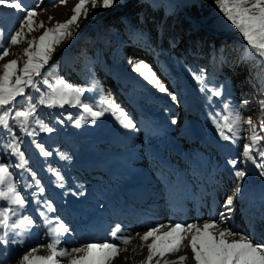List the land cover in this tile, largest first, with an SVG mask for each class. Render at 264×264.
<instances>
[{
  "label": "rangeland",
  "instance_id": "obj_1",
  "mask_svg": "<svg viewBox=\"0 0 264 264\" xmlns=\"http://www.w3.org/2000/svg\"><path fill=\"white\" fill-rule=\"evenodd\" d=\"M133 1L117 0L113 8L107 10L92 8L89 3L88 18L84 19L81 16L79 27L71 26L73 35L56 46L52 59L42 69V77L50 81L63 78L73 87L80 88H90L95 83L96 90L86 92L84 98L95 105L97 110L101 106L107 109L109 102H112L105 90L106 86H110L119 100L123 101L127 115L133 121L137 120L136 129L148 131L144 135L143 149L146 153L183 155L192 161L197 155L201 161H204L203 155H205L206 158L219 163H222L223 157L230 161L235 159L238 163L234 173L236 170H244L248 173L241 181L249 189L254 186H264V176L259 174L260 169L255 168L251 162L239 163L243 159L240 155L242 145L248 143L247 125L242 126L235 142L225 141L219 136L212 120L216 114H226L223 103L227 102L230 105L228 111L238 112L245 119L251 116L254 121H258L259 102L264 99V77L257 79L253 73H249L244 68L242 62L233 69L221 67L209 72L207 65L190 63L186 59L184 40L180 41L172 52L162 43L160 36L156 39L158 46H154L141 41L140 39L144 38L141 33L134 34L135 38L130 39L126 30L115 26L107 27L106 18L124 9ZM147 1L154 6H162L167 12H180L200 0ZM23 3L29 9L34 8L37 11V21L44 22V28H38L27 36V39H31L33 36L39 37L45 29L54 27L57 22L63 23L70 19L79 0H23ZM203 13L205 15L200 21L202 26H207L214 34H227L241 41L245 46L243 60L255 58L262 62L254 55H248L250 49L247 41L220 11L217 0L208 11L203 10ZM21 16L22 13L0 6V29L5 28L6 41L7 37L16 30ZM26 47V41L11 46L10 55L0 61V65L11 59H18L19 65L22 66L23 59H26L23 56ZM140 61L151 67L168 91L177 97L175 101L167 93L159 92L135 70L136 64ZM201 73L205 75V84L209 87L223 86L221 97H211V102L209 101V94L200 90L201 86L195 79V75ZM44 90L42 87L41 91ZM31 95L32 102H36L39 93L33 91ZM245 100L248 101L247 105L243 103ZM22 106L26 105L17 104V108ZM69 115L72 116L71 120L68 119ZM81 115H84L88 122H82L81 126L77 127L75 120ZM37 116L52 127L53 132H42L39 126L33 123L29 126V131L35 129L36 134L30 136L10 121L13 123V132L19 138V149L26 163L22 168L15 167L16 164L21 163V158L12 155L10 149H5L4 145L10 143L12 137L3 129H0V162L8 163L11 172L23 169L32 183L39 181L36 185L40 187L47 186L44 176L48 171L54 181L66 184L71 179L78 182L86 172L83 171L85 168L98 164L102 166L106 162H112L110 158L113 156L125 152L122 145H125L124 138L130 129L120 125L111 111H105L102 117L93 121L78 107L66 104L63 108H46L38 105ZM181 123L183 124L180 125ZM190 131L194 136V143L188 139ZM257 131L264 135V129H261L259 124ZM37 143L42 144L52 155L44 156L36 147ZM221 145L226 146L224 151L221 150ZM260 146L264 147V141L260 142ZM61 154L70 159H64ZM115 161L116 159L113 162L117 164L118 162ZM114 163L111 165L114 166ZM111 165H108L109 168ZM188 168L192 171V164H189ZM216 168L218 172L219 167ZM55 172L60 173L63 181L55 175ZM32 173H35V177ZM256 195L261 196L258 193ZM251 201L254 202L255 199Z\"/></svg>",
  "mask_w": 264,
  "mask_h": 264
},
{
  "label": "snow or ice",
  "instance_id": "obj_2",
  "mask_svg": "<svg viewBox=\"0 0 264 264\" xmlns=\"http://www.w3.org/2000/svg\"><path fill=\"white\" fill-rule=\"evenodd\" d=\"M117 0H79V3L73 9V15L67 21L57 22L54 27L44 30L39 37L33 36L27 39V36L38 28H44L43 21H37V11L29 9L23 3V0H0V6L6 9L15 10L22 13L16 30L7 37L5 42L4 30L0 29V61L10 55L11 46L18 45L22 42L27 43V47L23 50L22 66L19 65L18 59H11L0 65V129L6 130L12 137V141L4 145L6 150H11V154L19 156L21 163L15 167L22 168L26 163L23 161V153L19 149V138L13 132V123L17 125L27 135H34L35 129L29 131V126L33 123L39 126L42 132L51 133L53 128L44 123L37 116L38 105L46 108H63L66 104L72 107L82 109L84 114L96 120L102 117L105 111H111L116 119L126 129H135L136 124L118 105L109 102L107 109L102 106L97 107L85 99V93L96 90V84L93 83L90 88L73 87L63 78H57L50 81L42 77V69L52 59V53L56 50V46L63 43L64 40L73 35L72 25L79 27L81 16L88 18L89 11L87 5L91 3L92 8L107 10L113 8ZM220 11L224 14L228 21L235 26L247 41L250 49L249 56L254 55L264 62V0H217ZM51 19V18H50ZM131 63V61H129ZM135 70L139 72L149 83L153 84L159 92L167 93L171 99L175 101L177 97L170 93L165 85L160 81L151 67L140 61L136 64ZM39 78V79H38ZM196 81L200 84V90L209 94L211 97H221L223 95V86L209 87L205 84V75H195ZM44 91H41V88ZM30 90V91H29ZM39 93L36 102H32L31 92ZM21 99H17V98ZM247 105L248 101L243 102ZM17 104L26 105L17 108ZM260 111L258 121H254L251 116L247 119L242 117L238 112L228 111L230 105L223 103L226 114H216L212 117L213 123L219 132V136L225 141L235 142V138L243 125H247L248 143L242 145L243 157L239 163L251 162L255 168L260 169L259 174L264 176V147L260 146V142L264 141V135L257 131L258 124L264 129V99L260 100ZM71 120L72 116L69 115ZM82 122H88L84 115L75 120L77 127ZM63 123V121H61ZM175 123V121H173ZM35 143V141H33ZM44 156L52 155L44 149L42 144L37 143ZM63 156V154H61ZM64 159H70L63 156ZM259 161V162H258ZM235 169L237 160L228 162ZM10 165L6 162H0V229L4 230V237L9 232H16L17 228L30 229L35 225V220L28 215H24L18 222H13L12 217L17 216L22 211L28 201L22 195L15 184L12 182V172ZM248 173L244 170H236L235 176L243 180ZM35 177V173H32ZM55 175L63 181V177L59 172ZM39 184V181H36ZM63 187V183L60 184ZM43 192V187H40ZM241 191L239 185L236 187V194ZM39 203V201H37ZM232 198L226 201V208L230 212L232 209L228 206L232 205ZM15 206V207H13ZM49 212L55 211L51 203L46 204ZM44 217L47 224L53 222L44 212L39 213ZM222 219H227L222 215ZM58 221L55 227L49 229L50 242L46 245L34 246L27 250L19 259L18 264H112L113 259L119 255L121 248L111 242L103 243H86L79 247H59L65 234H70L71 229L56 218ZM122 232L120 225H116L110 231L113 240H122L124 245L131 243L134 237L118 234ZM17 235H20L17 233ZM144 246L148 249L146 260L141 264H187L188 256L176 255L182 249L190 247L193 254L192 258L195 264H264V243H253L246 235L237 233L229 228H221L216 222H206L202 226L196 223L184 224L177 223L169 226L165 230L164 225L153 227L140 235L137 233ZM151 239V242L149 240ZM188 241L185 244V241ZM0 243L8 244L9 240L0 237ZM12 243H23V241L12 240ZM42 247L48 250L47 255H39ZM127 251L125 247L123 249ZM159 257V259H155ZM174 257V258H169Z\"/></svg>",
  "mask_w": 264,
  "mask_h": 264
},
{
  "label": "bare ground",
  "instance_id": "obj_3",
  "mask_svg": "<svg viewBox=\"0 0 264 264\" xmlns=\"http://www.w3.org/2000/svg\"><path fill=\"white\" fill-rule=\"evenodd\" d=\"M109 87H105L108 97L126 113L123 101ZM133 122L137 123V120ZM147 132L130 129L124 138L125 145H122L123 154L113 156L110 158L112 162L102 166L81 168L86 171L82 178L76 179L78 182L70 179L68 183H63V187H60L61 182L54 181L48 171L44 176L47 186L40 192V186L32 183L23 169L12 171V182L28 201L26 207L12 217V221L18 222L28 215L35 220V225L27 230L17 228L7 237L0 229V237L9 240L8 244L0 243V264H18L27 250L49 243V229L57 225V217L71 229V233L63 237L66 243L59 247L115 243L121 251L112 264H141L146 260L148 249L140 247L143 242L137 233L143 235L160 225H164L166 230L177 223L202 226L206 222H216L221 228L246 235L253 243H264V186L249 189L235 176L234 168L226 157L219 163L205 155L204 161L198 158L199 155L192 161L183 155L146 153L143 148ZM188 139L194 143L192 131L188 133ZM224 149L225 145L221 147V150ZM115 159L117 164L113 162ZM189 164H192V171L188 168ZM216 167H219L218 172ZM237 185L241 188L238 195ZM229 197L233 201L228 206L232 209L230 212L225 206ZM252 199L255 201L252 202ZM47 203H51L55 211L49 212ZM40 212H44L53 223L47 224ZM222 215L227 219H222ZM116 225L122 228L119 236L134 237L130 244L124 245L122 240L112 239L109 233ZM12 240H22L23 243H12ZM125 247L127 251L123 250ZM38 254L47 255V248L42 247ZM185 254L188 256L187 264H195L190 247L176 255Z\"/></svg>",
  "mask_w": 264,
  "mask_h": 264
},
{
  "label": "trees",
  "instance_id": "obj_4",
  "mask_svg": "<svg viewBox=\"0 0 264 264\" xmlns=\"http://www.w3.org/2000/svg\"><path fill=\"white\" fill-rule=\"evenodd\" d=\"M216 0H200L180 12H167L162 6H154L147 0H134L124 9L106 18L107 27H120L130 39L142 34L140 40L158 46L157 36L173 52L183 41L185 56L190 63H203L209 72L226 66L242 65L257 79L264 77V64L255 58L243 60L245 46L227 34H214L200 24ZM199 4V5H198ZM198 61V62H197Z\"/></svg>",
  "mask_w": 264,
  "mask_h": 264
}]
</instances>
